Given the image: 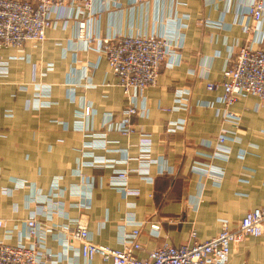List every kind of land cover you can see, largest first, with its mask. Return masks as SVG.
<instances>
[{
	"label": "crops",
	"instance_id": "1",
	"mask_svg": "<svg viewBox=\"0 0 264 264\" xmlns=\"http://www.w3.org/2000/svg\"><path fill=\"white\" fill-rule=\"evenodd\" d=\"M249 2L97 0L94 13L57 20L43 42L0 50L10 64L0 78V217L9 227L19 225L11 239L0 231V240L26 243L27 219L36 212L43 228L69 224L74 230L80 219L92 242L122 248L121 226L132 218L144 223L137 256L146 258L165 241L191 242L193 230L202 241L219 233L224 222L236 228L248 212L264 207V104L258 97H240L228 108L241 117L236 140L228 142V160L200 154L214 151L205 143L232 128L222 119V88L211 90L208 83L222 80L245 41L241 22ZM82 21L86 33L101 38L155 34L178 47L176 61L162 65L157 84L137 96L128 134L119 128L128 104L123 87L106 56L79 35ZM37 85L50 87L48 103L38 108L30 105ZM183 90L190 93L189 111L172 110ZM180 119L185 129L169 133L168 123ZM76 124L85 128L76 130ZM143 133L149 134L155 160L148 177L138 172ZM96 137L104 146L96 145ZM204 163L223 172L220 183L196 171ZM125 171L131 193L110 183ZM13 178L31 187L13 190ZM54 181L59 189L50 202L29 201L36 191L50 198ZM5 188L12 193H3ZM151 223L160 225L159 236L151 233ZM41 243L59 264H112L100 256L84 259L80 241L72 237L71 248L51 233ZM227 264H264V232L232 245Z\"/></svg>",
	"mask_w": 264,
	"mask_h": 264
},
{
	"label": "built area",
	"instance_id": "2",
	"mask_svg": "<svg viewBox=\"0 0 264 264\" xmlns=\"http://www.w3.org/2000/svg\"><path fill=\"white\" fill-rule=\"evenodd\" d=\"M97 0H0V50L7 48H20L27 41H44L47 30L54 26L56 21L95 12ZM244 16L242 29L246 34L245 41L239 45L235 57L223 69L220 82L208 83L211 90L222 88L223 94L218 99L225 106L222 119L229 122L232 128H222L214 140L205 143L213 147L211 153H200L202 156L228 160L232 147L229 141H235L236 129L240 126L241 117L233 113L230 108L240 97L255 96L264 104V0H250ZM80 36H84L87 45L96 46L97 50L106 56L109 65L119 79L128 104L124 108L125 118L119 127L124 134L130 132V118L137 114L136 98L144 89L156 85L163 64L176 59L177 53L173 51L171 39L163 35H119L114 38H101L97 35L86 33L87 22L79 24ZM86 33V34H85ZM9 73V60L0 58V78ZM188 90L176 94L172 110H188ZM50 96V87L37 85L35 87L34 106L40 107L45 98ZM189 111V110H188ZM90 114V107L85 110ZM219 113V111L217 112ZM186 120L170 121L167 125L169 133L184 130ZM77 127L84 129L81 124ZM148 133H143L141 153L138 158V172L144 177L150 174L151 165L155 162L151 154V139ZM96 145L104 146L102 138L96 137ZM101 162V161H99ZM196 171L203 172L208 177L220 183L223 172L210 166V163L196 164ZM150 178V177H149ZM111 185L127 193L132 189L127 188V171L115 175L110 180ZM59 189L58 182L54 181L52 189ZM39 199V198H38ZM49 201L46 194L40 200ZM36 215L27 220L26 232L23 238L13 244L0 240V264H59L56 255L40 249L41 242L48 234L62 238L65 246L71 237L80 241L81 256L91 260L100 256L104 261L112 264H227L231 247L243 242L250 236H260L264 232V207H257L248 212L236 228H231L227 222L216 235L199 240L197 232L192 231V241L174 245L164 242L150 251L146 258H139L137 252L143 248L139 240L143 222H134L131 218L121 226L120 235L123 239L122 248H112L92 242L88 224L80 219L75 221L73 230L69 224L62 225L60 232L41 227V222L35 219ZM126 226H132L128 230ZM19 225L9 227L5 219L0 217V231L4 232L5 239H11ZM43 229H41V228ZM151 233L160 235V225L151 223ZM58 230V229H57ZM65 236H63V234ZM66 248V247H65Z\"/></svg>",
	"mask_w": 264,
	"mask_h": 264
},
{
	"label": "rangeland",
	"instance_id": "3",
	"mask_svg": "<svg viewBox=\"0 0 264 264\" xmlns=\"http://www.w3.org/2000/svg\"><path fill=\"white\" fill-rule=\"evenodd\" d=\"M171 41V43L173 44V40L171 39L170 40ZM34 42H43V41H34ZM22 47V46H21ZM172 48H173V51L175 52V53H177V49H178V47L176 46V45H172ZM173 61H176V59L174 58V59H172V60H170V61H168V62H173ZM9 69H10V64H9ZM9 74V73H8ZM27 87H26V85L25 84H20L19 85V89L20 90H27L26 89ZM34 101H35V93L33 94V99H32V102L30 103V105H33L34 104ZM40 103L42 104L41 106H43V105H46V104H44L43 102H41L40 101ZM11 112V111H10ZM10 112H6V116L7 117H11L12 116V112L10 113ZM76 130L78 129V130H80V128L79 127H77V124L75 125V126H73ZM0 136H4V133H3V131H1L0 132ZM11 182L13 183V190H20V189H22V188H30L31 187V184L26 180V179H18V178H13V179H11ZM4 191H3V193H5V194H11L12 193V190L11 191H9L10 189L9 188H5V189H3ZM54 192H56V190H53L51 193H50V197H51V194H53ZM40 196H43V194H42V192L41 191H36V193L35 194H33V196L29 199V201L30 202H32V203H37V206L38 205H41L42 203H47V202H50V201H42V199L40 200ZM39 198V199H38ZM31 212V211H30ZM34 215H37V213L36 212H31L30 213V215L28 216V218L30 219L32 216H34ZM35 219H37V216L35 217ZM28 220V219H27ZM14 225H18V224H14ZM59 227H58V225H51L50 227H46L45 229H51L53 232H55V233H57V229H58Z\"/></svg>",
	"mask_w": 264,
	"mask_h": 264
},
{
	"label": "trees",
	"instance_id": "4",
	"mask_svg": "<svg viewBox=\"0 0 264 264\" xmlns=\"http://www.w3.org/2000/svg\"><path fill=\"white\" fill-rule=\"evenodd\" d=\"M161 71V70H160Z\"/></svg>",
	"mask_w": 264,
	"mask_h": 264
}]
</instances>
